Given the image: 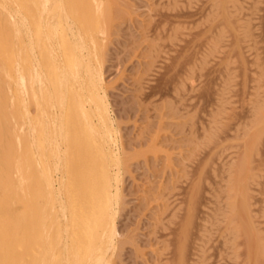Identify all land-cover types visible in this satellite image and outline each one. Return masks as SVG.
I'll use <instances>...</instances> for the list:
<instances>
[{
	"label": "rangeland",
	"instance_id": "1",
	"mask_svg": "<svg viewBox=\"0 0 264 264\" xmlns=\"http://www.w3.org/2000/svg\"><path fill=\"white\" fill-rule=\"evenodd\" d=\"M103 2L124 161L110 263L264 264V0Z\"/></svg>",
	"mask_w": 264,
	"mask_h": 264
},
{
	"label": "bare ground",
	"instance_id": "2",
	"mask_svg": "<svg viewBox=\"0 0 264 264\" xmlns=\"http://www.w3.org/2000/svg\"><path fill=\"white\" fill-rule=\"evenodd\" d=\"M108 14L103 0H0V264H112L124 161Z\"/></svg>",
	"mask_w": 264,
	"mask_h": 264
}]
</instances>
